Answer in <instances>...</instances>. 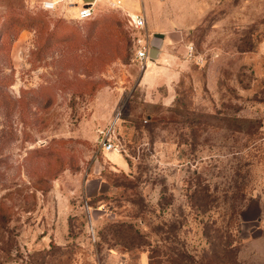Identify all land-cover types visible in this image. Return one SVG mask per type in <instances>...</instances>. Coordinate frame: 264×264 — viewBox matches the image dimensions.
I'll list each match as a JSON object with an SVG mask.
<instances>
[{
	"label": "rangeland",
	"instance_id": "1",
	"mask_svg": "<svg viewBox=\"0 0 264 264\" xmlns=\"http://www.w3.org/2000/svg\"><path fill=\"white\" fill-rule=\"evenodd\" d=\"M122 1L0 0V264H264V0H131L208 59L170 105Z\"/></svg>",
	"mask_w": 264,
	"mask_h": 264
},
{
	"label": "crops",
	"instance_id": "2",
	"mask_svg": "<svg viewBox=\"0 0 264 264\" xmlns=\"http://www.w3.org/2000/svg\"><path fill=\"white\" fill-rule=\"evenodd\" d=\"M71 1L78 4L77 0ZM125 3L130 6L129 9L125 8L129 12L142 13V11L145 10L142 7H132L131 0H125ZM86 4H89V2H84L82 5ZM82 5L79 4V6ZM148 24L149 23L147 22V30L151 34H162L164 36L157 59V61H159L162 57V65H148L149 67L139 75V83L151 97L152 101H162L165 105H170L172 104V101H174L175 84L180 81L183 76L182 74L184 73L182 70L184 69L183 66H186L188 63V61H183L186 54V45L182 44L184 34L181 29H178L179 27H176L175 25L174 27L172 24H170L171 27L168 30H161L152 25L151 27ZM161 90L163 91V94H161ZM111 158L115 164H118L120 161L118 156L113 152Z\"/></svg>",
	"mask_w": 264,
	"mask_h": 264
},
{
	"label": "built area",
	"instance_id": "3",
	"mask_svg": "<svg viewBox=\"0 0 264 264\" xmlns=\"http://www.w3.org/2000/svg\"><path fill=\"white\" fill-rule=\"evenodd\" d=\"M64 0H42L41 8L44 11L54 12L58 9L59 5ZM67 5L71 9H76L75 14L72 16L73 19L77 21H87L93 19L96 11L97 5L103 4L111 8H121L123 7L122 0H93L92 3L79 6L77 3H74L71 0H65ZM128 23L129 27L132 30V46L134 52V60L139 65L141 71H144L148 64L151 61L149 52L151 47V39L153 34L147 30V21L143 13H134L128 12ZM185 59L188 62L194 63L198 66L204 65L207 63L208 59L205 55L199 53L194 47V44H188L186 47ZM104 150L109 152L115 149L114 143L106 138L103 143Z\"/></svg>",
	"mask_w": 264,
	"mask_h": 264
},
{
	"label": "water",
	"instance_id": "4",
	"mask_svg": "<svg viewBox=\"0 0 264 264\" xmlns=\"http://www.w3.org/2000/svg\"><path fill=\"white\" fill-rule=\"evenodd\" d=\"M163 39L164 36L162 34H155L152 36L151 47H150L151 49L149 52V56L152 62L158 59Z\"/></svg>",
	"mask_w": 264,
	"mask_h": 264
},
{
	"label": "trees",
	"instance_id": "5",
	"mask_svg": "<svg viewBox=\"0 0 264 264\" xmlns=\"http://www.w3.org/2000/svg\"><path fill=\"white\" fill-rule=\"evenodd\" d=\"M111 21V20H110ZM109 21V22H110ZM20 24V27H24V26H31V25H35V24H41V23H38L36 22L35 20H32V19H27L26 22L24 21L23 23H19ZM19 24L17 23V25L19 26ZM112 24V23H111ZM11 77V76H10ZM12 78H10L9 82H8V86H11L12 84ZM115 228H128V229H132L133 227L131 226V224H126V223H121V224H115Z\"/></svg>",
	"mask_w": 264,
	"mask_h": 264
}]
</instances>
